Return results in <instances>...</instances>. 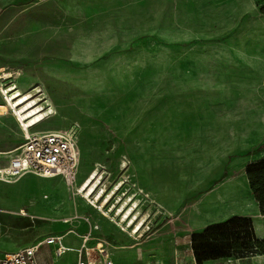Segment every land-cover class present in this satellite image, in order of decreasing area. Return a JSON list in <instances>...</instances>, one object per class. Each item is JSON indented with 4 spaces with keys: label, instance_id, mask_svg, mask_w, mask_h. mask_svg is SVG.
Listing matches in <instances>:
<instances>
[{
    "label": "rangeland",
    "instance_id": "1",
    "mask_svg": "<svg viewBox=\"0 0 264 264\" xmlns=\"http://www.w3.org/2000/svg\"><path fill=\"white\" fill-rule=\"evenodd\" d=\"M2 71L12 77L0 78V166L27 133L1 92L15 85L39 89L51 110L30 132H75L78 185L96 168L108 190L123 183L108 214L59 178L0 180L1 251L41 244L40 264H76L88 236L112 264L264 255L199 263L192 244L196 228L254 203L246 168L264 155V0H0ZM131 196L147 219L141 236L118 222Z\"/></svg>",
    "mask_w": 264,
    "mask_h": 264
},
{
    "label": "built area",
    "instance_id": "2",
    "mask_svg": "<svg viewBox=\"0 0 264 264\" xmlns=\"http://www.w3.org/2000/svg\"><path fill=\"white\" fill-rule=\"evenodd\" d=\"M31 129V128H30ZM8 162L0 166V180L7 182L17 181L26 175H35L41 178H59L70 191H78L80 152L73 130H43L24 133L22 142L8 153ZM55 239H49L52 243ZM89 237L84 238V246L80 250L84 259L76 264H101L96 257L104 256L102 264H112L109 255L103 247L86 246ZM41 244L32 245L15 251L0 250V264H40L38 252ZM65 251L59 248L61 255ZM95 251V252H94Z\"/></svg>",
    "mask_w": 264,
    "mask_h": 264
},
{
    "label": "bare ground",
    "instance_id": "3",
    "mask_svg": "<svg viewBox=\"0 0 264 264\" xmlns=\"http://www.w3.org/2000/svg\"><path fill=\"white\" fill-rule=\"evenodd\" d=\"M10 77H12L11 72H0V78L7 79ZM1 92L7 106L13 111L16 120L26 129V134L30 133V128L38 125L50 115L51 110L46 109V106L41 103L42 98L38 96L39 89L23 93L17 86L10 85L2 87ZM103 179L104 177L100 169H94L80 186L79 192L82 194L83 198L97 206L100 211H108L107 213L109 214L114 208H117V205H114V207L108 210V205L115 197L123 182H120L112 190H108V188L103 185ZM122 200V197H118L115 203L119 204ZM138 207V202L134 201V197L131 196L118 208L117 215L121 216L118 222L124 225V230L133 226L131 234L141 236L146 226L147 219L146 217L140 218L136 212ZM146 229L148 230V228Z\"/></svg>",
    "mask_w": 264,
    "mask_h": 264
},
{
    "label": "trees",
    "instance_id": "4",
    "mask_svg": "<svg viewBox=\"0 0 264 264\" xmlns=\"http://www.w3.org/2000/svg\"><path fill=\"white\" fill-rule=\"evenodd\" d=\"M22 142V141H21ZM246 175L250 189L264 215V157L247 165ZM222 239L221 244L217 243ZM193 251L197 262L228 256L229 253L264 254V239L255 235L253 219L233 216L224 222L208 225L192 235Z\"/></svg>",
    "mask_w": 264,
    "mask_h": 264
},
{
    "label": "crops",
    "instance_id": "5",
    "mask_svg": "<svg viewBox=\"0 0 264 264\" xmlns=\"http://www.w3.org/2000/svg\"><path fill=\"white\" fill-rule=\"evenodd\" d=\"M248 154H250V153H248ZM263 157H264V155L260 156V158H263ZM260 158H256L254 161H256ZM251 162H253V161H250L249 163H251ZM45 179H51V178H45ZM52 179H54V178H52ZM247 180H248V178H247ZM253 198H254V196H253ZM253 200H254V203H252V207L250 209L245 210V211L236 212L234 214V216H244V217L252 218L256 237L258 239H264V215H262L260 212V207H259L258 202L255 200V198ZM231 217H232V214H229L224 219L226 220V219H229ZM206 227H207V225H204V226L196 228V230L201 231ZM60 248H64L66 250L65 245L60 246ZM258 257L260 259L257 260V262H255L254 264H259V263H262V261H264V255L263 256H257V258ZM66 264H70V263H66Z\"/></svg>",
    "mask_w": 264,
    "mask_h": 264
}]
</instances>
